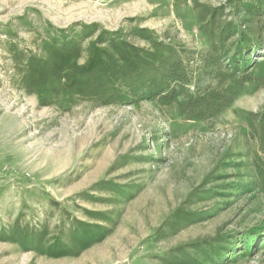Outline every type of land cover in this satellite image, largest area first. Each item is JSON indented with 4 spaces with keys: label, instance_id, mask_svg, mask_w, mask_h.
Masks as SVG:
<instances>
[{
    "label": "rangeland",
    "instance_id": "1",
    "mask_svg": "<svg viewBox=\"0 0 264 264\" xmlns=\"http://www.w3.org/2000/svg\"><path fill=\"white\" fill-rule=\"evenodd\" d=\"M215 44L219 117L124 96ZM0 264H264V0H0Z\"/></svg>",
    "mask_w": 264,
    "mask_h": 264
},
{
    "label": "trees",
    "instance_id": "2",
    "mask_svg": "<svg viewBox=\"0 0 264 264\" xmlns=\"http://www.w3.org/2000/svg\"><path fill=\"white\" fill-rule=\"evenodd\" d=\"M223 54L224 47L213 45L210 54L201 58L202 66L197 70L200 78L194 76L190 65L182 61L174 62L164 69L154 66L147 70V74H139L126 82L127 92L124 96L131 98V104L158 99L163 104L176 105L181 114L191 121L215 119L228 108L231 98L226 92L220 93L209 85L204 86L203 80L214 73V68L219 67ZM100 64V60L93 58L85 71H92L93 67H100ZM82 75L87 76L85 73ZM260 175L263 176L262 173Z\"/></svg>",
    "mask_w": 264,
    "mask_h": 264
}]
</instances>
